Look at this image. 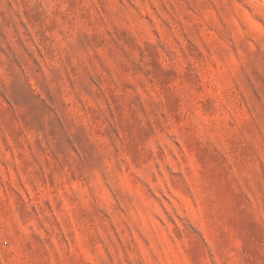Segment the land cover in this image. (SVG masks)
Masks as SVG:
<instances>
[{"label": "rangeland", "instance_id": "374dc122", "mask_svg": "<svg viewBox=\"0 0 264 264\" xmlns=\"http://www.w3.org/2000/svg\"><path fill=\"white\" fill-rule=\"evenodd\" d=\"M0 264H264V0H0Z\"/></svg>", "mask_w": 264, "mask_h": 264}]
</instances>
